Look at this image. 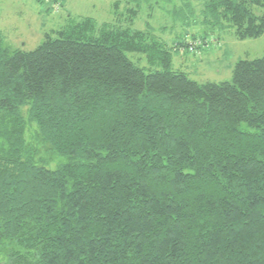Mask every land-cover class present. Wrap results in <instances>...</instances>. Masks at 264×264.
<instances>
[{"label": "trees", "instance_id": "trees-1", "mask_svg": "<svg viewBox=\"0 0 264 264\" xmlns=\"http://www.w3.org/2000/svg\"><path fill=\"white\" fill-rule=\"evenodd\" d=\"M202 14L264 33V0ZM171 66L150 30L88 17L0 39V264H264V53L219 84Z\"/></svg>", "mask_w": 264, "mask_h": 264}, {"label": "rangeland", "instance_id": "rangeland-1", "mask_svg": "<svg viewBox=\"0 0 264 264\" xmlns=\"http://www.w3.org/2000/svg\"><path fill=\"white\" fill-rule=\"evenodd\" d=\"M116 1L0 0L2 46L31 51L43 42L46 34L54 37L56 31L88 17L99 25L110 23L150 30L171 51V69L184 72L199 84L230 82L239 60L257 59L264 53V33L258 38L239 40L226 23L215 26L206 23L202 8L208 0H138V14L132 24L121 17H126V10L135 2L120 0L115 13ZM117 18L122 21L118 22ZM192 42H196L197 47L188 51ZM126 55L146 72L160 69L150 66L143 56Z\"/></svg>", "mask_w": 264, "mask_h": 264}, {"label": "built area", "instance_id": "built-area-1", "mask_svg": "<svg viewBox=\"0 0 264 264\" xmlns=\"http://www.w3.org/2000/svg\"><path fill=\"white\" fill-rule=\"evenodd\" d=\"M193 47H194V46H191V47H190V50H192V49H193Z\"/></svg>", "mask_w": 264, "mask_h": 264}]
</instances>
